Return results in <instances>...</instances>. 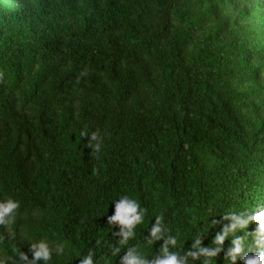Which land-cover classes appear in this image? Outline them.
Returning a JSON list of instances; mask_svg holds the SVG:
<instances>
[{
	"label": "trees",
	"instance_id": "trees-1",
	"mask_svg": "<svg viewBox=\"0 0 264 264\" xmlns=\"http://www.w3.org/2000/svg\"><path fill=\"white\" fill-rule=\"evenodd\" d=\"M0 71V203L24 204L0 264L47 243L55 264L159 259L165 216L192 264H246L243 237L264 254V0H0ZM132 196L152 215L127 245ZM202 239L220 255L192 256Z\"/></svg>",
	"mask_w": 264,
	"mask_h": 264
},
{
	"label": "clouds",
	"instance_id": "clouds-1",
	"mask_svg": "<svg viewBox=\"0 0 264 264\" xmlns=\"http://www.w3.org/2000/svg\"><path fill=\"white\" fill-rule=\"evenodd\" d=\"M127 52L121 55L119 58L123 57L125 62L131 60L133 54V48L131 43L126 45ZM49 76L48 73H45L39 81L44 83V78ZM108 76H106V79ZM8 81V73L6 71H0V85L6 84ZM38 80L36 82H39ZM51 108L56 114H59L64 109V105L61 102L55 101L52 103ZM89 138L92 139V133L89 132ZM96 144L104 145V147L99 148V152L107 153L108 142L105 140L104 135L96 136ZM103 170H101V174ZM122 204V214L115 219V224H123L127 227L126 233L122 235H127L128 240L125 242L127 245H132L135 240L141 237V228L149 223L150 217L152 215V209L148 208L146 203L143 200L136 198L135 196L129 197L128 199L120 202ZM24 204L16 199H10L6 202L0 203V231H3L7 227H13L20 224L22 215H23ZM238 221L234 229H229L227 235H222L220 241L223 244H226L227 241L231 238L232 233L235 230H238L241 225L247 227L248 221L244 220L240 215L233 214L229 218H233ZM171 225L169 224L168 217L165 216L162 220V223L155 229L156 236L152 239L153 246L159 244L161 241H168L171 239V244L167 247V253L159 259H153L150 253V250L146 247H136L132 251V255L129 257L128 264H192L191 257H187L183 251H177L178 247L184 245V239L182 236L176 237L175 228H171L172 236H169ZM199 248L203 252H193L192 256H198L200 259H203L204 254H212L213 256H219L220 252H215L211 248L204 247V240L202 239L199 245ZM37 251L40 252L39 260L34 261V258L30 254L25 253V259L33 262V264H43L44 261H48V264H55L57 260V250L56 245L53 243H47L44 247H38ZM63 254L67 256L69 254L68 246H64ZM223 251V249H221ZM98 252L93 251L92 255L86 259L85 264H102L101 261H98ZM234 256L237 261L242 257L245 258L246 264H264V254L249 251L248 239L243 237L237 240V247L234 249ZM110 259V258H109Z\"/></svg>",
	"mask_w": 264,
	"mask_h": 264
}]
</instances>
